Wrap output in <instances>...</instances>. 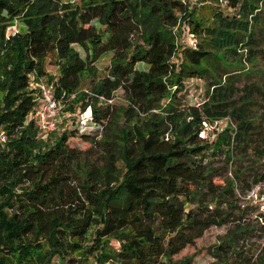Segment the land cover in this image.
Returning a JSON list of instances; mask_svg holds the SVG:
<instances>
[{
	"label": "trees",
	"instance_id": "16d2710c",
	"mask_svg": "<svg viewBox=\"0 0 264 264\" xmlns=\"http://www.w3.org/2000/svg\"><path fill=\"white\" fill-rule=\"evenodd\" d=\"M263 31L264 0H0V264H193L177 257L230 224L211 264H264V213L236 224L246 213L237 183L264 161ZM85 78L92 103L80 93L75 104L97 130L76 122L44 138L34 85L55 82L67 105ZM192 81L206 95L188 105ZM119 90L136 123L117 135L108 103ZM223 120L214 140L201 136ZM76 138L90 148L72 147ZM215 163L233 177L217 183ZM253 177L248 189L264 197V171Z\"/></svg>",
	"mask_w": 264,
	"mask_h": 264
},
{
	"label": "rangeland",
	"instance_id": "374dc122",
	"mask_svg": "<svg viewBox=\"0 0 264 264\" xmlns=\"http://www.w3.org/2000/svg\"><path fill=\"white\" fill-rule=\"evenodd\" d=\"M197 0H181L182 3L187 4L188 2L191 4L196 3ZM20 29H22V24L18 22L17 20L11 24L10 26V31H17L19 32ZM182 42H186L189 45H193L194 40L192 39V35L189 34V32L182 28ZM259 39L261 42V47L262 52H259V61L258 65H256L255 69L258 70H263L264 71V31L259 34ZM75 48L81 52L82 56L85 58V53L78 47L75 46ZM113 54L112 53H107L103 55L97 62H96V67L99 72V76L101 78L105 77L109 73V69L111 67V60H112ZM138 69H143L147 70L148 66L145 64H139ZM246 67H251V66H246ZM47 70L48 72L54 76L58 77L59 76V69L57 66L53 65V63H48L47 64ZM257 78L250 77L248 79H244L240 86H243L246 83H252L256 81ZM261 80L264 81V74L261 77ZM91 86H92V80L91 79H84L83 85L80 89V91L73 95L69 100V104H67L61 111V124L59 127V132L56 133V136L59 135L61 132L65 131L71 124L80 123L82 126H84V129L88 128L87 130H92L94 131L97 130V127H93L94 125L90 121V111L87 109L86 111H82L80 106L76 105L75 102L78 98V95L81 93H85L86 96V101L92 103V92H91ZM206 95V86L205 83L202 81H192L190 84V88L185 96L183 98V102L185 104H196L198 102H202L204 97ZM72 99V100H71ZM75 104V105H73ZM114 110V114H116V119H117V125L115 126V133L117 135L121 134L122 129H129L133 128L134 124L136 123L135 119H132L129 117V115H124L123 109H126L129 107V103L126 100L123 91L119 90L118 92L115 93V98L108 103ZM74 107V111L69 110V107ZM139 118H140V126L145 125V120H147L148 116L147 114H142L138 110ZM157 114H161L160 111H156ZM160 116V115H159ZM89 125H92L91 127ZM229 125L228 120H223L219 125L216 126L212 131H206L204 134V137L208 138L210 141L214 140L216 137V134L220 133L224 128H226ZM83 128V127H82ZM202 135V134H201ZM203 136V135H202ZM111 138L115 139L114 141H118L117 137H112ZM71 146L72 147H77L82 150H87L90 148V144L80 138L72 139L71 141ZM263 164V165H262ZM122 167V164H120ZM244 166H246L244 164ZM243 166V167H244ZM214 167L218 169L217 173H219V176L215 178V181L217 183H222L224 182L225 179L227 178H232L233 174L229 173L226 171V169H223L222 163H215ZM252 170V169H251ZM264 171V161H262L261 164H256L255 165V170L253 171H248L247 175L245 177L247 178V184L246 181L244 182H239L237 183V188H236V203H237V208H242L246 210L245 214L243 215V218L240 220H237L236 224H243L246 226L254 227L256 226L259 222L257 221L258 216L260 213H264V197L260 195L261 191L259 187L253 188V189H248L251 182L253 181L254 174H259ZM238 212L235 213V216H238ZM233 224H230L229 226L223 227V228H212L210 229L202 239L198 240L195 246L193 247H188L177 259H182L184 257H189L192 256L193 258V264H211L213 262V259L210 255L209 250L219 242L220 239L223 238V236L227 233L228 227H232ZM253 244H255V239L252 241ZM244 244V243H242ZM256 245V244H255Z\"/></svg>",
	"mask_w": 264,
	"mask_h": 264
},
{
	"label": "built area",
	"instance_id": "2783aa9c",
	"mask_svg": "<svg viewBox=\"0 0 264 264\" xmlns=\"http://www.w3.org/2000/svg\"><path fill=\"white\" fill-rule=\"evenodd\" d=\"M16 32L17 31H13V33ZM34 87L38 90V105L32 117L37 123L41 135L47 138L49 135L59 132L61 124L60 115L66 104H64L63 97H61V99L58 98L55 82L41 80L39 83H36ZM220 123L221 121L215 122L214 124H206V129L202 132L203 136H201L204 137L206 131H212ZM5 140V132L0 129V145L4 144Z\"/></svg>",
	"mask_w": 264,
	"mask_h": 264
}]
</instances>
